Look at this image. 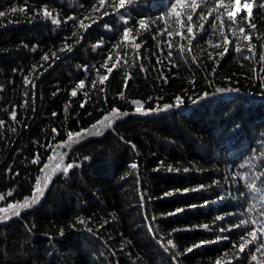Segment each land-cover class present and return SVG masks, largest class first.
Returning <instances> with one entry per match:
<instances>
[{
    "label": "trees",
    "instance_id": "1",
    "mask_svg": "<svg viewBox=\"0 0 264 264\" xmlns=\"http://www.w3.org/2000/svg\"><path fill=\"white\" fill-rule=\"evenodd\" d=\"M192 2L0 0V264H264V0Z\"/></svg>",
    "mask_w": 264,
    "mask_h": 264
},
{
    "label": "snow or ice",
    "instance_id": "2",
    "mask_svg": "<svg viewBox=\"0 0 264 264\" xmlns=\"http://www.w3.org/2000/svg\"><path fill=\"white\" fill-rule=\"evenodd\" d=\"M104 2H105V0H100V3L101 4H103ZM127 3H131V0H118V8H124ZM176 4L177 5H182V0H176ZM261 6L264 7V4H262ZM191 7H192L193 10H195L198 7V5L196 4L195 0H193V2L191 4ZM218 7L225 8L226 10L228 8H231L232 9L231 11H227V16H228V19L231 20V21H233V22L235 21V17L237 16V14L239 12H241L242 10H246V13L247 14H246V16H244L242 18L245 19V20H248L249 21V24H250V26L252 28L255 27V25L254 24H251V21H250V18L252 16V4L249 3L248 0H245V2L243 4H241V0H229V3L227 5H225L224 0H219ZM175 10H176L175 7H173V12H175ZM45 14L46 15H51V13H48L46 10H45ZM176 14L177 15H180L179 13H176ZM0 15H3V13H0ZM201 18H203V17H201ZM187 19L189 21H191V19H192L191 15H189L187 17ZM217 19H220V17H217ZM57 22L58 21H54V23H57ZM81 26L82 27L84 26L83 25V22H81ZM140 26L142 28L145 27V22L143 20L140 21ZM188 31L191 32L192 29L189 28ZM240 31L241 32H244V29L241 28ZM127 36H128V33H125V38H127ZM244 38L247 39V40H251V36L250 35H246ZM225 39L227 40L226 37H225ZM188 42H189V44H191V40H189ZM136 47H139V45H136ZM44 59L47 60L48 57L45 56ZM109 71H111V69H109ZM105 79H107V76H104V77L101 78L102 81L105 80ZM83 86H84L83 83H81L80 84V87L82 88ZM72 95H76V92H73ZM165 107H168V106H165ZM136 111H138V112L139 111H142V106L141 107H138L136 109ZM115 112H116V110H113V114H115ZM14 118H15V113H13V119ZM105 119L107 120L108 118L105 117ZM2 123L3 122H0V124H2ZM100 123H103V121H101ZM93 127H95V125ZM79 135H80L79 133L76 134L77 137H79ZM72 139H73V134L69 133V141H72ZM71 167H72V165H70V164L67 165V167L64 168V172L66 173L68 171V169L71 168ZM132 167L135 168L136 165L133 164ZM47 179H48V177L46 175L45 176V184L47 182ZM249 188L251 190L259 191L258 189L255 188V184L249 185ZM36 191L37 192L40 191V183L39 182H37ZM35 200H36V196L34 194L33 199L31 201L26 200L23 204L19 205L18 207L19 208H27V207L30 206L31 203H34ZM0 211H7V209H3V210H0ZM13 214L14 215H18L19 214V211L17 210ZM81 222H83V221H81ZM241 223L242 224H245V225L246 224H249V223L255 224L256 221H254V220L253 221H247L246 220V221H242ZM237 227H239V225H237ZM259 231H261L262 233H264V227H261L259 229ZM248 235H250L253 240L257 239L256 232L255 231H250L248 233ZM168 244H171V241H168ZM173 247H174V245H173ZM261 249H264V244H261L260 248H257L256 251H260ZM243 250H244V245H241L240 251H243ZM251 260L256 261L257 260V256L255 254H253L251 256ZM217 264H219V262H217Z\"/></svg>",
    "mask_w": 264,
    "mask_h": 264
}]
</instances>
